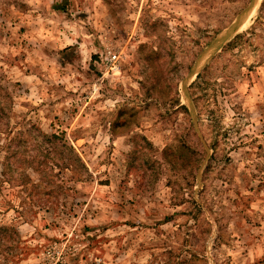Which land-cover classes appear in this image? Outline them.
Returning <instances> with one entry per match:
<instances>
[{
	"label": "rangeland",
	"instance_id": "obj_1",
	"mask_svg": "<svg viewBox=\"0 0 264 264\" xmlns=\"http://www.w3.org/2000/svg\"><path fill=\"white\" fill-rule=\"evenodd\" d=\"M0 107V264H264V0H0Z\"/></svg>",
	"mask_w": 264,
	"mask_h": 264
},
{
	"label": "bare ground",
	"instance_id": "obj_2",
	"mask_svg": "<svg viewBox=\"0 0 264 264\" xmlns=\"http://www.w3.org/2000/svg\"><path fill=\"white\" fill-rule=\"evenodd\" d=\"M236 24H238V23H236ZM231 31H233V28L231 29V30H229V31H225L224 33H222L217 39H216V41L213 43V45H212V47H211V51L213 50V49H215L216 48V46L217 45H219L224 39H226L228 36H229V34L231 33ZM208 51H206L202 56H201V58L199 59V62H198V65H200L202 62H203V60H205L206 58H207V56H208Z\"/></svg>",
	"mask_w": 264,
	"mask_h": 264
},
{
	"label": "trees",
	"instance_id": "obj_3",
	"mask_svg": "<svg viewBox=\"0 0 264 264\" xmlns=\"http://www.w3.org/2000/svg\"><path fill=\"white\" fill-rule=\"evenodd\" d=\"M0 109H2V107H0Z\"/></svg>",
	"mask_w": 264,
	"mask_h": 264
}]
</instances>
